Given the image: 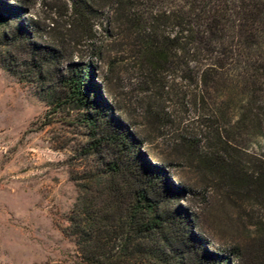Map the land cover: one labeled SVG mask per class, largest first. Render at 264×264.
<instances>
[{"label": "rangeland", "instance_id": "374dc122", "mask_svg": "<svg viewBox=\"0 0 264 264\" xmlns=\"http://www.w3.org/2000/svg\"><path fill=\"white\" fill-rule=\"evenodd\" d=\"M77 1L0 0L20 5L24 13L20 20L35 26L41 37L36 41L54 43L63 54L44 64L37 78L26 50L0 46V264H73L78 253L65 233L76 203L87 199L101 205L109 198L110 186H116L128 202L139 183L133 156L120 158L105 146L87 153L92 140L84 111L62 102V79L74 62L94 67L92 81L102 98L117 109V117L128 118L146 135L140 148L147 158L144 164L161 167L173 184L185 185L182 195L171 200L173 204L163 201L160 210L183 208L193 217L196 232L210 243L209 249L230 257V264H264L260 187L228 191L217 186V178L198 158L208 153L213 141L209 115L170 95L159 107L152 104L164 118L149 125L144 118L148 96L132 36L124 32L115 6L106 0H83L93 12L79 22L73 11ZM9 24L7 32L16 25L13 19ZM262 37L264 52V32ZM3 55L16 58L14 70L3 64ZM261 96L259 132L225 138L246 170L263 160L264 80ZM57 101L58 108L49 106ZM235 110L225 129L234 127ZM113 163L118 174L110 176Z\"/></svg>", "mask_w": 264, "mask_h": 264}, {"label": "trees", "instance_id": "16d2710c", "mask_svg": "<svg viewBox=\"0 0 264 264\" xmlns=\"http://www.w3.org/2000/svg\"><path fill=\"white\" fill-rule=\"evenodd\" d=\"M106 1L115 6L124 32L132 36L148 96L145 120L149 125L161 122L164 117L157 107L172 96L201 107L209 115L213 141L208 153L198 155L200 163L217 178V186L228 191L259 186L264 200V154L262 161L246 170L225 139L261 128L257 103L263 97L264 1ZM0 3V46L26 50L40 78L42 66L59 60L62 52L54 43L36 41L41 37L35 26L20 20L24 16L20 5ZM73 11L79 22L93 12L83 0L75 2ZM10 19L16 25L7 32ZM1 58L14 70L16 58ZM93 71L89 63L69 64L62 79L63 105L84 111L92 140L87 153L105 146L120 158L133 156L140 180L128 202L116 186H110L109 198L101 205L87 199L76 203L65 233L78 253L73 264H230V257L209 249L210 243L196 232L193 217L183 208L160 210L163 201L172 203L186 187L173 184L161 167L144 164L147 158L140 148L146 135L128 118L116 116L117 109L102 98L92 81ZM237 97L240 106L235 105ZM49 106L61 104L49 102ZM234 110V127L225 129ZM116 167L115 163L109 166L110 176L118 174Z\"/></svg>", "mask_w": 264, "mask_h": 264}]
</instances>
